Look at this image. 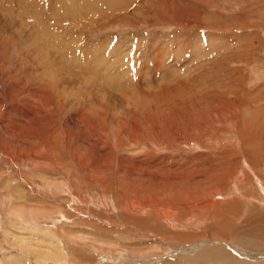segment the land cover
I'll return each mask as SVG.
<instances>
[{"label":"rangeland","instance_id":"obj_1","mask_svg":"<svg viewBox=\"0 0 264 264\" xmlns=\"http://www.w3.org/2000/svg\"><path fill=\"white\" fill-rule=\"evenodd\" d=\"M9 1L0 264H264V0Z\"/></svg>","mask_w":264,"mask_h":264},{"label":"bare ground","instance_id":"obj_2","mask_svg":"<svg viewBox=\"0 0 264 264\" xmlns=\"http://www.w3.org/2000/svg\"><path fill=\"white\" fill-rule=\"evenodd\" d=\"M18 2L16 3V5H19V6H24V7H27V6H29V7H31V9L33 10H35V11H39V10H42L44 7H46V5H49V6H51L52 4L53 5H55V4H57V2H59V1H57V2H50L49 0H44L45 2H46V4H41L40 2L41 1H43V0H17ZM61 1V0H60ZM64 1V0H63ZM79 1L80 0H71V1H69V0H66L65 2H63L62 4H61V6H56V7H54L53 5L51 6V8L49 9V12H51L52 14L54 13H56L59 17H62L65 21H63V20H61V18H57L56 17V20L58 21V22H62V25H64V24H66V19L67 18H70V21H71V25L72 26H74V27H77L78 25H81L82 23H84L83 22V20H81V18H77V16H75V15H77L79 12H80V10L79 9H81V7H80V5H79ZM96 1V0H95ZM98 1V0H97ZM102 1V0H101ZM103 2V1H102ZM107 2V1H106ZM91 3H93V0H91ZM0 4H1V0H0ZM87 4V3H86ZM95 4V3H94ZM12 5V6H11ZM73 5V6H72ZM82 5V4H81ZM85 5V4H84ZM96 5V4H95ZM8 7V9L9 10H12L11 8L13 7V4H11V1H9L8 0V4L5 6V8H7ZM28 7V8H29ZM71 7H74L73 8V11L72 12H70L68 9L69 8H71ZM91 7V6H90ZM89 7V8H90ZM94 8V7H93ZM109 8H111V7H109ZM57 9V10H56ZM95 9V8H94ZM7 11V10H6ZM13 11V10H12ZM25 11H28V9L27 10H25ZM61 11V12H60ZM9 12V11H8ZM44 12H45V10H44ZM25 13V12H24ZM38 13V12H37ZM48 13V12H47ZM61 13V14H60ZM43 15V14H42ZM50 16V15H49ZM36 17H37V15H36ZM35 17V18H36ZM39 18V17H38ZM55 17H53V19H54ZM41 21V20H40ZM17 23V25L20 27V25L21 26H24L25 24H21V21L20 22H16ZM36 24V27H38L39 26V23L38 22H36L35 23ZM50 24V23H49ZM48 25V24H47ZM49 26V25H48ZM73 31V30H72ZM57 36V35H56ZM61 36L62 35H59V37L61 38ZM42 37V36H41ZM43 38V37H42ZM58 38V37H57ZM49 40V39H48ZM58 40V39H57ZM33 41V40H32ZM35 42H36V40H35ZM42 43V42H41ZM41 43H40V45H41ZM26 44V43H25ZM34 44V43H33ZM38 44V43H37ZM60 44V43H59ZM68 44V43H67ZM27 45V44H26ZM29 45H31V44H29ZM39 45V44H38ZM39 45V46H40ZM43 45V44H42ZM47 45H49V44H47ZM44 46V47H48V46ZM71 45H73V44H71ZM78 45V44H77ZM34 46V45H33ZM50 46V45H49ZM68 47V46H67ZM73 47V46H72ZM33 49V48H32ZM68 49V48H67ZM44 52V51H43ZM47 54H45V55H48V57H50L51 58V55H49L50 54V52L48 51V52H46ZM66 55V54H65ZM52 60V59H51ZM50 60V61H51ZM161 61V60H160ZM48 63H49V60L47 61ZM161 63V62H160ZM50 64V63H49ZM65 64V63H64ZM51 65L52 64H50V67H51ZM56 65V64H55ZM160 65V64H159ZM162 65V64H161ZM55 68V69H54ZM53 69H54V71H53ZM61 69H62V66H60V64H57L56 66H54V67H52V68H50V75L51 76H53L56 72H58V71H61ZM64 69V68H63ZM46 70H48V69H46ZM56 71V72H55ZM52 72H54V73H52ZM43 79H45V77H46V75H48V73L46 72V71H44L43 73ZM56 76V75H55ZM121 78V77H120ZM42 79V78H41ZM53 79V78H52ZM63 79V78H62ZM68 79V78H67ZM46 80V79H45ZM53 81H54V79H53ZM63 81H64V85L66 86V80H64L63 79ZM116 80H114V78L112 79V81L111 82H115ZM121 81V80H120ZM58 79L57 80H55L54 82H50V85H52V86H58V85H60V83L58 84ZM84 82H86V81H84ZM85 84H87V82L85 83ZM89 84V83H88ZM117 84H119L118 82H117ZM142 85V84H141ZM82 86V87H81ZM81 86H80V90H82V92L85 90V92L87 91L88 92V90H89V87L88 86H86V85H84V84H81ZM50 87V86H49ZM48 87V88H49ZM64 88V87H63ZM71 88H72V86H71ZM119 88V87H118ZM42 91V90H41ZM45 93V92H44ZM81 93V92H80ZM89 93V92H88ZM33 96H35L34 94H33ZM38 99H42V98H38ZM39 106H41V105H39ZM38 106V107H39ZM14 109V108H13ZM40 109V108H39ZM43 110V109H42ZM39 110H38V108L37 107H33L32 108V110H29V111H27V112H25V113H23V115H22V117L23 118H25V119H27L28 121H31V122H33L34 124H35V122L36 121H34L35 119H33L32 117H37L38 115H37V112H38ZM16 113V112H15ZM6 114V113H5ZM31 114H32V116H31ZM34 115V116H33ZM37 115V116H36ZM19 116V115H18ZM40 116H42V114H40L39 115V117ZM55 116V115H54ZM20 117V116H19ZM18 117V118H19ZM38 118V117H37ZM105 119L107 118V116H105L104 117ZM11 119V118H10ZM38 120V119H37ZM82 120H84V118H83V116H81V118H80V121H82ZM13 121V120H12ZM15 121V120H14ZM50 121V120H49ZM86 121V120H85ZM39 122H40V120H39ZM83 122V121H82ZM10 125V124H9ZM38 125V124H37ZM53 124H51V126H52ZM86 125V124H85ZM84 125V126H85ZM2 126H5V125H2ZM25 126V125H24ZM39 126V125H38ZM50 126V128H48V131H46V133L44 134L45 135V139H47L48 137H51V141H53V143L55 142V139L58 137V135H57V133L56 132H54L55 130L53 129L54 127L52 126L51 127ZM2 128V127H1ZM4 129V128H3ZM16 129V128H15ZM43 129V128H42ZM21 132L23 133V136L24 137H28V136H30V137H34V135L32 134V133H34V134H36V131H30V130H28V129H24V128H21ZM3 131V130H2ZM5 131V130H4ZM9 131V130H8ZM38 133V132H37ZM44 133V132H43ZM41 134V133H40ZM34 138H36V136L34 137ZM24 141V140H23ZM50 141V142H51ZM48 142V141H47ZM52 143V144H53ZM48 145H49V143H48ZM34 146V145H33ZM37 147V146H36ZM42 148V147H41ZM49 148V147H48ZM55 148V147H54ZM41 151V150H40ZM147 152V151H146ZM33 154V153H32ZM34 158V157H33ZM34 162V161H33ZM131 169V168H130ZM139 169V168H138ZM137 171V170H136ZM32 219H34V218H32ZM36 221V219L34 220V222ZM37 223V222H36ZM55 234L57 233L54 229L52 230ZM97 244V243H96Z\"/></svg>","mask_w":264,"mask_h":264}]
</instances>
